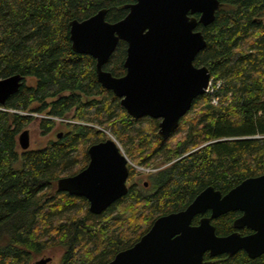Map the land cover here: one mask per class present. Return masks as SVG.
I'll return each instance as SVG.
<instances>
[{
  "label": "trees",
  "instance_id": "1",
  "mask_svg": "<svg viewBox=\"0 0 264 264\" xmlns=\"http://www.w3.org/2000/svg\"><path fill=\"white\" fill-rule=\"evenodd\" d=\"M219 1L213 22L199 24L206 46L194 59L208 68L214 92L196 97L161 138L158 120L128 115L98 82L94 58L71 48L72 19L106 8L105 19L115 22L127 14L128 0H0V78L21 76L0 105V264H32L55 247L62 249L55 264H106L156 217L185 208L206 186L225 194L264 173V0ZM125 55L120 40L103 68L123 75ZM36 117L42 133L59 124L61 136L22 150L18 135ZM107 137L133 165L126 194L94 214L86 198L59 191L56 181L85 167L87 146ZM134 165L149 168L147 186L133 179ZM238 215L211 219L216 234L234 231ZM203 258L264 264V254L250 258L243 250Z\"/></svg>",
  "mask_w": 264,
  "mask_h": 264
},
{
  "label": "water",
  "instance_id": "2",
  "mask_svg": "<svg viewBox=\"0 0 264 264\" xmlns=\"http://www.w3.org/2000/svg\"><path fill=\"white\" fill-rule=\"evenodd\" d=\"M135 1L127 14L115 22L105 19L106 8L82 20L72 19L71 48L94 58L98 82L120 98L128 115L157 119V135L166 138L209 84L208 68L194 64L196 55L206 46L203 33L194 29L198 23L206 26L213 22L221 3ZM119 40L127 44L125 73L114 76L103 66ZM20 83L21 76L17 74L0 78V105L18 90ZM18 145L22 150L29 148L28 129L20 131ZM87 154L86 166L59 177L56 186L59 191L83 196L89 211L99 214L126 194L128 164L133 163L112 137L90 144ZM208 210L209 216L203 215L197 224H192L195 215ZM229 211L242 212L233 221L235 230L217 235L211 219ZM243 227L252 232L242 235L238 230ZM239 250L250 258L264 254V173L243 179L225 194L206 186L185 208L156 217L137 241L115 253L106 264H210L203 258L205 252L216 257ZM50 260V256L42 255L32 264H50Z\"/></svg>",
  "mask_w": 264,
  "mask_h": 264
},
{
  "label": "rangeland",
  "instance_id": "3",
  "mask_svg": "<svg viewBox=\"0 0 264 264\" xmlns=\"http://www.w3.org/2000/svg\"><path fill=\"white\" fill-rule=\"evenodd\" d=\"M39 117L34 118L24 129H28L29 132V148L30 149H37L41 148L45 145L48 139L53 138L55 136V133L59 130V124L56 125V127L51 130L50 132L44 134L41 132V129L39 128ZM124 152V151H123ZM19 165V163L17 164ZM136 170H138V174L133 176V179L141 181L147 180L146 174L149 172V168H142L140 166L136 167L134 166ZM62 249L59 247H55L49 250H46L43 254H41L38 258H40L42 255H48L50 256V264L57 263L60 255H61ZM37 258V259H38Z\"/></svg>",
  "mask_w": 264,
  "mask_h": 264
},
{
  "label": "flooded vegetation",
  "instance_id": "4",
  "mask_svg": "<svg viewBox=\"0 0 264 264\" xmlns=\"http://www.w3.org/2000/svg\"><path fill=\"white\" fill-rule=\"evenodd\" d=\"M135 2H136L135 0H128V8L126 7V8L128 9V11H129V5H131V4L135 3ZM188 14H190V13H188ZM193 15H194L196 18H198V16H199V14H197V13H195V14H193ZM199 24H200V23L197 24V26L195 27L194 30H199V29H198ZM119 41H120V40H119ZM119 41H118V42H119ZM125 43H126V42H125ZM126 47H127V44H126ZM59 131H60V130H58V132H59ZM58 132H56V133H58ZM56 133H55V136L57 135ZM57 137H58V136H57ZM89 145H90V144H89ZM89 145H88V146H89ZM88 146H87V148H88ZM126 184H127V186H128V178H127ZM208 211H209V210H208ZM208 211H206V212H208ZM206 212H205V213H206ZM238 212H239V215H238V216H240V215L242 214V212H241V211H238ZM205 213H204V214H197V215H201V217H202L203 215H204V216H209L210 211H209V214H208V215H205ZM195 216H196V215H195ZM238 216H237V217H238ZM201 217H200V218H201ZM193 218H194V217H193ZM200 218H199V219H200ZM243 228H247V227H243ZM241 229H242V228H241ZM247 229H249V228H247ZM239 230H240V229H239ZM239 230H238V231H239ZM239 232H240V231H239ZM250 232H252V230L249 229V232H248V233H250ZM248 233H246V234H248ZM242 235H244V234H242ZM205 253H206V252H205Z\"/></svg>",
  "mask_w": 264,
  "mask_h": 264
},
{
  "label": "built area",
  "instance_id": "5",
  "mask_svg": "<svg viewBox=\"0 0 264 264\" xmlns=\"http://www.w3.org/2000/svg\"><path fill=\"white\" fill-rule=\"evenodd\" d=\"M212 82H213V81H212V79L210 78L209 84H208V86H207V88H206V90H205V93L209 94L210 96L213 94L214 89H215V88H214V85H213ZM217 85H219V84L216 83V86H217ZM211 102H212L213 104H216V103H217V98H216V97H212Z\"/></svg>",
  "mask_w": 264,
  "mask_h": 264
}]
</instances>
